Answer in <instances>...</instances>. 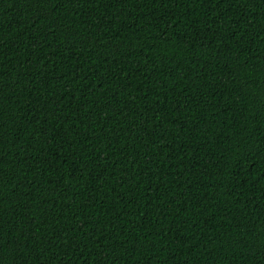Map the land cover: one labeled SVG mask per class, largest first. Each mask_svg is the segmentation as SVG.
<instances>
[{
	"label": "trees",
	"instance_id": "16d2710c",
	"mask_svg": "<svg viewBox=\"0 0 264 264\" xmlns=\"http://www.w3.org/2000/svg\"><path fill=\"white\" fill-rule=\"evenodd\" d=\"M264 0H0V264H264Z\"/></svg>",
	"mask_w": 264,
	"mask_h": 264
},
{
	"label": "snow or ice",
	"instance_id": "6c2138e0",
	"mask_svg": "<svg viewBox=\"0 0 264 264\" xmlns=\"http://www.w3.org/2000/svg\"><path fill=\"white\" fill-rule=\"evenodd\" d=\"M262 115H264V113H262Z\"/></svg>",
	"mask_w": 264,
	"mask_h": 264
}]
</instances>
